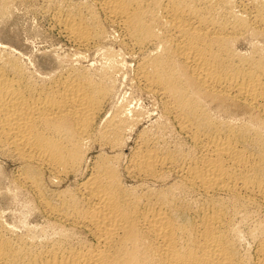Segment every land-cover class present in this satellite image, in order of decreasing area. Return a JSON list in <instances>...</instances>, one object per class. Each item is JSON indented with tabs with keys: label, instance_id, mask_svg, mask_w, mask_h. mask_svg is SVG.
<instances>
[{
	"label": "bare ground",
	"instance_id": "bare-ground-1",
	"mask_svg": "<svg viewBox=\"0 0 264 264\" xmlns=\"http://www.w3.org/2000/svg\"><path fill=\"white\" fill-rule=\"evenodd\" d=\"M91 2L51 6L77 48L68 62L38 58L36 73L0 43V153L58 228L39 249L1 230L0 264H264V0ZM99 12L158 132L134 133L143 112L114 100L125 60L98 48ZM93 47L102 63H81Z\"/></svg>",
	"mask_w": 264,
	"mask_h": 264
},
{
	"label": "rangeland",
	"instance_id": "rangeland-1",
	"mask_svg": "<svg viewBox=\"0 0 264 264\" xmlns=\"http://www.w3.org/2000/svg\"><path fill=\"white\" fill-rule=\"evenodd\" d=\"M9 1H12V0H9ZM16 1H18V2L16 3ZM60 1L61 0H59V2ZM79 2L87 4V5L89 4V6L90 5L92 6L91 0H83V1L82 0H74V1L73 0H65L66 6L71 5L72 3H73L72 5H74V4L77 5ZM12 3L9 2V4H11L10 5L11 8H8V10H7L9 12L6 11L7 13L0 16V43L11 46L12 49L15 48V52L17 54L19 53L22 62L23 63L25 62L24 64H26V66L28 64L27 67H30V69L32 68L33 71H34V69L38 70V68L36 67L37 62L40 61V60H37L38 58L41 60L43 59L42 61L46 60L47 61V62L45 61L46 63L50 62L52 64H55L54 58H52V57H57L58 59H60L59 61H61V62H65V61L68 62L69 59H72V55L75 54L74 52L77 50V48L72 43V41L71 40L69 41V39L63 34V32L60 30L59 26L56 24V22L54 21V19L52 17V14H51V6L55 3H58V0H54V1L53 0H50V1H48V0H21V1L20 0H13ZM47 6H48V8H47ZM100 14L101 13L99 12V15ZM99 15H98V17L100 18L101 23L104 21V23H102V25L105 26L104 27L105 33L107 34V37H109V38L106 37L101 42V44H99L98 48L102 49V47L104 48V46L107 47V45H108L109 50L111 48L110 51H113V52L117 51L119 56H117V53L114 52L116 59H119L121 61L120 57H124V60H125L124 64H122V66H124V67H122L121 68L122 70L119 71L120 73L118 72V74H116V76H115L114 100L115 101L116 100L122 101L123 98L129 99L128 102H129L130 106L132 105L131 107L134 108V106H136L134 109L137 108V110L143 112V114H144L143 119H142L141 123H139L138 128L134 133H136L139 129H141L143 127L147 126V128H148L149 127L148 125H152L153 130L158 132L157 123H159L160 118L159 119L157 118L156 111L153 110V108H154L153 104L154 103H152V102H154V101L151 100L152 99L151 97H148L147 95L137 91L134 88V86L131 85L132 84L131 79H130V75L132 73L131 68H133V65H134V61L132 60V56L126 52L124 46L118 41V39H116L117 38L116 34L118 33L117 30L115 28H113L107 21L104 20L102 14L100 16ZM113 38H115V39H113ZM100 45H102V46H100ZM94 48L95 47H93L92 49L90 48L88 50H83L84 52L82 51L83 55L86 54L87 56L86 55L84 56L81 63H83V64H86V63L89 64L90 63L91 65L93 64L92 66H97V65L102 63L104 56L102 58L103 54H101V53L103 50H105V48L102 49V51H101V49H98L97 47H96L97 48V51H96V48L95 49ZM118 48H119V50H118ZM98 50L101 51L100 54H99ZM48 53H54V54L51 55ZM71 53H72V55H71ZM120 53L123 55H120ZM45 54H47L48 56ZM92 55H93V57H92ZM68 57H70V58H68ZM73 57H74V55H73ZM94 59H95V61H94ZM26 60H27V62H26ZM35 60H37V62ZM37 70L34 72L37 73L38 72ZM121 74H122V76H121ZM132 89H134L135 91ZM107 106H106V109L108 108ZM152 110H153V112H152ZM147 113H149V114H147ZM145 116H146V118L144 119ZM144 120H145V122H144ZM168 131H171V127L167 123L162 124L159 128V132H161L165 135L168 134ZM172 131H174V132H172ZM172 131H171L172 134H170L171 141H173L172 138L178 139L177 138L178 133L174 129ZM134 133L131 134L130 137L126 136V138L128 137V139H125L124 146L121 150L122 151V154L120 157V163L121 164L126 161V158L129 154V152L131 151V147H132V143H133L132 140H134V137H135ZM178 137H179V135H178ZM95 152L96 151L92 152V154H94ZM18 164L19 163L17 161H14V159H12L8 156L2 155L0 153V173H3V174H1V176L3 178L0 176V178L2 179V180L0 179V182H1L0 183V193L2 192V194H0V227H1L0 231L2 230L4 235L5 236L7 235L6 237H9L10 240L12 238H13V240H18V238H21L22 236L26 237V235H28V238H30V240H29L30 244L29 245L33 249H39V248H42L44 246V244L46 245L47 244L46 242L50 241L53 237L56 236L55 233H56L58 228H56L57 225H55V223L50 218H47L40 211V209L38 210L39 206L36 204L35 200L32 198L29 191H27L26 188H24V189L23 188L21 189V187L19 188V186H17L15 182H12V180L14 181L15 175L18 171V166H19ZM4 176H6V177H4ZM10 184H11V186H10ZM7 185H8V187H5ZM13 185H15V186H13ZM1 186H3V187H1ZM2 188H4L5 190L4 189L1 190ZM30 200H32V201H30ZM50 225H52V227L54 226L53 229H54L55 233H54L53 229H51ZM9 226H11V228ZM55 228H56V230H55ZM8 230H11L12 233ZM14 230L17 233V235H16V233H14ZM24 233H25V235H24ZM20 234L22 236H20ZM35 234H36V236H35ZM43 235H45V236H43ZM35 237H37V238H35ZM31 238H32V240H31ZM45 238H49V240H46ZM41 241L43 242V244ZM44 241H45V243H44ZM244 241H243L244 243L242 245V250L247 248V247H245V246H247L246 245L247 240H244ZM33 243H35V245Z\"/></svg>",
	"mask_w": 264,
	"mask_h": 264
}]
</instances>
